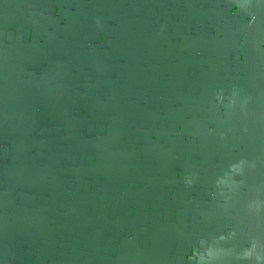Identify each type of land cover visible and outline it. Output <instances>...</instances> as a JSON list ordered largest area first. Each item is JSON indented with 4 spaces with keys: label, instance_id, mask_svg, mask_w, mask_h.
<instances>
[{
    "label": "water",
    "instance_id": "water-1",
    "mask_svg": "<svg viewBox=\"0 0 264 264\" xmlns=\"http://www.w3.org/2000/svg\"><path fill=\"white\" fill-rule=\"evenodd\" d=\"M262 46L264 0H0V264H264Z\"/></svg>",
    "mask_w": 264,
    "mask_h": 264
},
{
    "label": "clouds",
    "instance_id": "clouds-1",
    "mask_svg": "<svg viewBox=\"0 0 264 264\" xmlns=\"http://www.w3.org/2000/svg\"><path fill=\"white\" fill-rule=\"evenodd\" d=\"M262 47H264V46H262ZM179 175V174H178Z\"/></svg>",
    "mask_w": 264,
    "mask_h": 264
}]
</instances>
